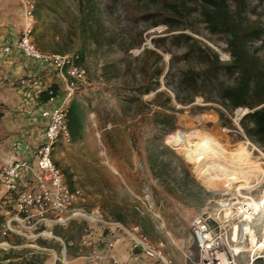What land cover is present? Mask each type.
Listing matches in <instances>:
<instances>
[{
    "label": "rangeland",
    "instance_id": "1",
    "mask_svg": "<svg viewBox=\"0 0 264 264\" xmlns=\"http://www.w3.org/2000/svg\"><path fill=\"white\" fill-rule=\"evenodd\" d=\"M33 1L34 39L40 50L76 56L87 73L85 83L67 102L69 107L72 103L78 106L80 128L75 137L72 135L71 144H59L53 154L70 187L82 190L81 206L106 218L116 206L124 210L138 208L141 216L128 226L145 225L148 239L154 245L163 244V252L173 262L174 255L184 257L187 251L188 264H196L199 249L194 239L187 244L189 248L178 240L183 232H191L185 222L187 209L175 210L174 203L195 206L203 199L205 206L196 211L198 215L213 211L221 198L239 194V184L223 181L218 188L209 189L197 176L194 161L183 154L181 134L199 131L200 137L212 136L228 150L244 145L247 156L264 167V151L240 129L239 122L247 110L237 109L229 116L230 125L220 121L216 112L220 106L207 104L201 96L184 104L189 100L181 94L182 77L200 62L189 55L192 48L208 46L222 61L231 60L226 34L213 32L206 20L214 7L205 0ZM223 1L226 10L244 25L264 29V0ZM248 48L264 59L261 42L249 40ZM56 85L61 101L66 95L65 86L59 78ZM237 160L229 155L227 164L233 167ZM155 163L164 178L163 190L157 189L159 183L150 177ZM241 196L244 204L252 199L260 202L264 198V179L255 188L242 190ZM4 201L2 194L0 229ZM252 229L257 239H249L243 246L247 252L239 259L241 264L255 247L259 248L256 253H264L263 210L255 216ZM43 230L52 233L39 238L49 249L42 250L38 239L0 235V252L23 248L47 251L46 264H67L90 253L94 235L103 233L98 225L79 219L48 224ZM53 230L71 239L67 260L66 244ZM174 233L179 235L175 241ZM16 243L23 245L14 246Z\"/></svg>",
    "mask_w": 264,
    "mask_h": 264
},
{
    "label": "built area",
    "instance_id": "2",
    "mask_svg": "<svg viewBox=\"0 0 264 264\" xmlns=\"http://www.w3.org/2000/svg\"><path fill=\"white\" fill-rule=\"evenodd\" d=\"M23 9L25 26L20 37L3 47L10 53L17 49L36 62L50 66L65 86V97L61 101L52 96L47 103L54 105L41 112L45 122L44 140L34 150L32 160H16L8 167L0 168V186L5 189L4 222L0 229L2 237L12 235L26 239H39L48 234L44 227L52 223H63L79 219L94 223L109 236L106 248L112 250L116 244V235H125L131 242L134 252L153 261V264H173L162 249L155 246L142 229L128 226L104 217L101 213H89L81 206L84 194L81 189H72L64 174L55 164L53 154L59 144L72 143V134L68 123V100L75 95L80 85L85 83L86 70L77 62L76 56L44 53L34 39L33 0H19ZM243 196L223 197L216 202L213 211H206L194 217L191 222L192 238L199 249L196 264H241L247 250L243 247L250 239L243 224L248 222L252 229L255 219L249 221L247 209H242ZM152 207V205L149 203ZM254 216H256L254 214ZM252 231L256 234L255 230ZM87 239L84 243L87 244ZM41 249V248H40ZM47 250V249H42ZM103 262L107 255L93 252L86 257ZM264 253H253L243 264H252ZM57 259H59L57 257ZM56 264V262L54 263ZM111 264H128L111 257Z\"/></svg>",
    "mask_w": 264,
    "mask_h": 264
},
{
    "label": "trees",
    "instance_id": "3",
    "mask_svg": "<svg viewBox=\"0 0 264 264\" xmlns=\"http://www.w3.org/2000/svg\"><path fill=\"white\" fill-rule=\"evenodd\" d=\"M212 4L214 9L206 14V20L213 32H223L227 36L228 52L231 60L224 62L219 54L208 46H197L191 49L189 55L199 60V65L185 73L181 80V94H186L189 101L201 96L207 104H217L221 109L216 110L222 123L232 125L229 116L237 109L247 112L241 118L239 125L244 136L254 145L264 151V59L252 54L248 48V41L261 42L264 45V29L260 26L248 27L239 17L232 15L224 7L223 0H205ZM52 96L59 97V88L52 84L40 94V98L47 102ZM177 99L181 95L177 93ZM68 123L71 134L75 137L81 125L79 108L76 103L69 107ZM72 188V187H71ZM138 208L122 209L118 206L110 212L109 219L128 225L130 221L141 216ZM144 218V217H143ZM143 233L148 232L145 225L139 226ZM54 235L61 237L67 254L70 253L69 237H64L57 230ZM145 234V233H144ZM44 249H49L46 242L38 239ZM16 243L14 246H21ZM47 251H38L30 248L11 249L0 252V264H46ZM252 264H264V258H257Z\"/></svg>",
    "mask_w": 264,
    "mask_h": 264
},
{
    "label": "crops",
    "instance_id": "4",
    "mask_svg": "<svg viewBox=\"0 0 264 264\" xmlns=\"http://www.w3.org/2000/svg\"><path fill=\"white\" fill-rule=\"evenodd\" d=\"M20 5L19 0H0V168L8 167L16 160L33 161L34 150L44 140L45 122L41 119V112L54 106L44 102L40 94L46 91L50 84L58 82V76L50 66L25 57L17 49L10 53L2 50L5 45L11 44L20 37L19 33L25 26L23 9ZM159 170V166L155 163L150 170V177L154 183H159V187H155L163 190L164 178ZM198 186L200 192H203L202 185L198 183ZM174 190L173 187L172 191ZM4 193L5 189L1 188L0 194L4 195ZM201 202L203 203L195 206L174 203L175 210L185 207L189 215L185 217V222L191 232H183L182 238L174 233V241L178 238L184 241L183 247L192 239L191 222L198 215L196 211L205 206L203 199ZM174 215L176 216L175 211ZM174 224L177 226V222ZM100 232L92 239L90 253L77 256L67 264H111V257L126 261L128 264H153V261L132 250L131 242L125 235H116L114 248L107 249L106 242L110 238L107 233ZM155 246L162 249L163 244ZM190 246L187 245V248ZM93 252L105 254L107 258L103 262L87 259L86 257ZM183 254L184 257L180 256V258L174 255L173 264H188L187 251ZM68 256L70 257V253L65 252L66 260Z\"/></svg>",
    "mask_w": 264,
    "mask_h": 264
},
{
    "label": "bare ground",
    "instance_id": "5",
    "mask_svg": "<svg viewBox=\"0 0 264 264\" xmlns=\"http://www.w3.org/2000/svg\"><path fill=\"white\" fill-rule=\"evenodd\" d=\"M199 134V131L181 134L180 146L183 154L194 161L197 176L209 189H216L221 182L228 181L230 184H239L237 191L242 195V190L255 188L263 182L264 167L247 156L246 146L240 145L228 150L216 138L206 134L200 137ZM229 155L238 159L233 167L227 164ZM242 209L243 211L247 209L245 214L249 221L255 219L254 214L257 216L262 210L264 212V198L260 202L252 199L251 202L244 204ZM243 226L245 232L250 235L251 242H254L257 234L250 230L248 222ZM258 249L253 248V253Z\"/></svg>",
    "mask_w": 264,
    "mask_h": 264
}]
</instances>
